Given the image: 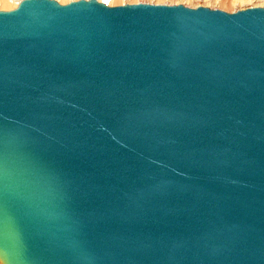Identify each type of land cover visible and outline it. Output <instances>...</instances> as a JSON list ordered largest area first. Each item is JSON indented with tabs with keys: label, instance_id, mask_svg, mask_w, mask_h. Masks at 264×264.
<instances>
[{
	"label": "water",
	"instance_id": "1",
	"mask_svg": "<svg viewBox=\"0 0 264 264\" xmlns=\"http://www.w3.org/2000/svg\"><path fill=\"white\" fill-rule=\"evenodd\" d=\"M148 5L0 11V264H264V8Z\"/></svg>",
	"mask_w": 264,
	"mask_h": 264
},
{
	"label": "rangeland",
	"instance_id": "2",
	"mask_svg": "<svg viewBox=\"0 0 264 264\" xmlns=\"http://www.w3.org/2000/svg\"><path fill=\"white\" fill-rule=\"evenodd\" d=\"M22 0H6L3 7H0V11H11L17 7V4ZM60 2V0H57ZM71 1L78 0H66L61 4H67ZM100 2V0H98ZM153 0H111L109 6H123L134 4H151ZM168 5H183L188 8L207 7L212 10H221L228 13H234L239 10L262 7L264 8V0H168Z\"/></svg>",
	"mask_w": 264,
	"mask_h": 264
},
{
	"label": "snow or ice",
	"instance_id": "3",
	"mask_svg": "<svg viewBox=\"0 0 264 264\" xmlns=\"http://www.w3.org/2000/svg\"><path fill=\"white\" fill-rule=\"evenodd\" d=\"M111 0H100V4L102 5V10H106L110 5ZM54 7V5H52ZM146 10L150 11H158V12H168V11H175L179 10L178 7L170 8L167 2H154L149 4L146 7Z\"/></svg>",
	"mask_w": 264,
	"mask_h": 264
},
{
	"label": "clouds",
	"instance_id": "4",
	"mask_svg": "<svg viewBox=\"0 0 264 264\" xmlns=\"http://www.w3.org/2000/svg\"><path fill=\"white\" fill-rule=\"evenodd\" d=\"M61 3L66 2V0H60ZM153 2H168V0H153ZM6 3V0H0V7H3V5Z\"/></svg>",
	"mask_w": 264,
	"mask_h": 264
},
{
	"label": "bare ground",
	"instance_id": "5",
	"mask_svg": "<svg viewBox=\"0 0 264 264\" xmlns=\"http://www.w3.org/2000/svg\"><path fill=\"white\" fill-rule=\"evenodd\" d=\"M18 5V4H17Z\"/></svg>",
	"mask_w": 264,
	"mask_h": 264
}]
</instances>
